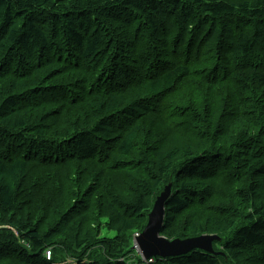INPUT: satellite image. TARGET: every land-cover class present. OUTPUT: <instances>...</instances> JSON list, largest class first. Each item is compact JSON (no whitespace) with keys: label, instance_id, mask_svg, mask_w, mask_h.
<instances>
[{"label":"trees","instance_id":"16d2710c","mask_svg":"<svg viewBox=\"0 0 264 264\" xmlns=\"http://www.w3.org/2000/svg\"><path fill=\"white\" fill-rule=\"evenodd\" d=\"M0 264H264V0H0Z\"/></svg>","mask_w":264,"mask_h":264},{"label":"water","instance_id":"95a60500","mask_svg":"<svg viewBox=\"0 0 264 264\" xmlns=\"http://www.w3.org/2000/svg\"><path fill=\"white\" fill-rule=\"evenodd\" d=\"M171 190L168 188L155 203L154 209L149 216L146 229L135 239L134 248L140 250L143 260H150L153 257L168 258L172 256L184 255L196 249L212 252V243L218 240L216 236H202L185 241H168L161 236V230L165 218L164 201L170 196Z\"/></svg>","mask_w":264,"mask_h":264},{"label":"rangeland","instance_id":"374dc122","mask_svg":"<svg viewBox=\"0 0 264 264\" xmlns=\"http://www.w3.org/2000/svg\"><path fill=\"white\" fill-rule=\"evenodd\" d=\"M135 246V245H134ZM136 251H137V253H139L140 254V256L142 257V253L140 252V250H137L136 249ZM143 258V257H142Z\"/></svg>","mask_w":264,"mask_h":264}]
</instances>
